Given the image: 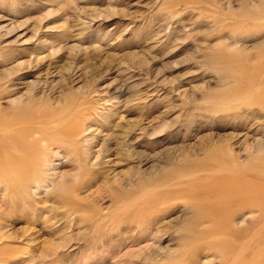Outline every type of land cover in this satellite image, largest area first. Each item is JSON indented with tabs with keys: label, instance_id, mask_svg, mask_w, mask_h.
I'll return each instance as SVG.
<instances>
[{
	"label": "rangeland",
	"instance_id": "rangeland-1",
	"mask_svg": "<svg viewBox=\"0 0 264 264\" xmlns=\"http://www.w3.org/2000/svg\"><path fill=\"white\" fill-rule=\"evenodd\" d=\"M263 63L264 0H0V114L76 132L0 164V264H220L207 188L264 157Z\"/></svg>",
	"mask_w": 264,
	"mask_h": 264
},
{
	"label": "bare ground",
	"instance_id": "bare-ground-1",
	"mask_svg": "<svg viewBox=\"0 0 264 264\" xmlns=\"http://www.w3.org/2000/svg\"><path fill=\"white\" fill-rule=\"evenodd\" d=\"M256 81L257 86L260 83L258 89L264 90V76ZM249 84L255 85L254 80L252 79ZM37 117H25L20 114L8 117L0 114V164L3 167L15 165L17 168L29 170L28 164L37 156L36 149L40 142L49 143L56 141L57 138L64 140L75 136L76 132L68 127L69 119L63 116L43 119L39 114ZM253 161L245 166L241 165V168L240 164L237 165L243 170L239 171L241 174L220 178L207 188L212 190L215 187H224V191L220 192L223 202L219 204L224 209H231L230 212L225 211L222 224H211L215 236H218L216 238L218 242H214L211 247L216 249L214 255L220 258V264H264V171L261 168V165L262 167L264 165V157ZM242 207L258 213L254 223L246 228L234 224L237 212ZM222 235L231 237L233 241L223 240Z\"/></svg>",
	"mask_w": 264,
	"mask_h": 264
}]
</instances>
